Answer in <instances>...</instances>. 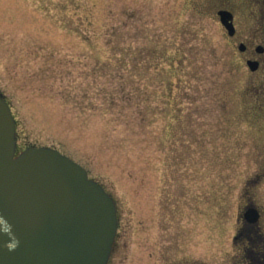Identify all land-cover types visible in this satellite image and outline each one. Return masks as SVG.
Here are the masks:
<instances>
[{
  "label": "rangeland",
  "instance_id": "374dc122",
  "mask_svg": "<svg viewBox=\"0 0 264 264\" xmlns=\"http://www.w3.org/2000/svg\"><path fill=\"white\" fill-rule=\"evenodd\" d=\"M250 0H0L17 153L58 150L114 198L108 264H246L264 232V54ZM235 13L234 36L218 11Z\"/></svg>",
  "mask_w": 264,
  "mask_h": 264
},
{
  "label": "water",
  "instance_id": "95a60500",
  "mask_svg": "<svg viewBox=\"0 0 264 264\" xmlns=\"http://www.w3.org/2000/svg\"><path fill=\"white\" fill-rule=\"evenodd\" d=\"M219 16L233 36L232 15ZM16 149V121L0 96V264H108L119 228L112 196L58 150ZM244 218L260 216L249 208Z\"/></svg>",
  "mask_w": 264,
  "mask_h": 264
},
{
  "label": "flooded vegetation",
  "instance_id": "af4514ba",
  "mask_svg": "<svg viewBox=\"0 0 264 264\" xmlns=\"http://www.w3.org/2000/svg\"><path fill=\"white\" fill-rule=\"evenodd\" d=\"M250 1H255V8L258 10V12L262 13V15H260L262 18L259 20L258 31H262L264 35V0ZM220 11H227L232 15V23L235 28V13L230 9L223 8L218 11V16ZM254 46L255 47L244 46V50L241 52H244V55H249L247 65L249 61H256L259 62L260 66L261 63L259 59L260 56L264 54V46L263 44L259 43L255 44ZM260 220L261 219H259L258 223L256 224H251L247 221H244L242 228L240 231H238L234 239L235 242L238 243V245H241L242 249L244 250L243 257L246 264H264V232H262L260 229Z\"/></svg>",
  "mask_w": 264,
  "mask_h": 264
}]
</instances>
